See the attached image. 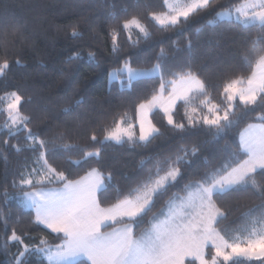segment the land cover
Returning a JSON list of instances; mask_svg holds the SVG:
<instances>
[{"label": "snow or ice", "instance_id": "obj_1", "mask_svg": "<svg viewBox=\"0 0 264 264\" xmlns=\"http://www.w3.org/2000/svg\"><path fill=\"white\" fill-rule=\"evenodd\" d=\"M163 4L167 10L157 11L137 2L125 6L122 15L109 12L102 29L87 19L83 20L84 28L75 21L62 29L72 45L66 63L86 58L99 67L106 51L111 57L107 69L110 79L126 75L129 87L133 81L147 85L132 102L135 123L124 126L120 118L109 129L105 121L79 112L81 100L75 105L66 102L62 120L50 115L37 120L25 111L31 101L26 92L13 89L0 95V115L5 118L0 125V152L5 153L6 161L9 151L30 153V162L26 158L11 182L0 184V246L6 252L16 246L11 264H29L32 256L46 258L48 264H264V183L257 179L264 177V83H257L258 73L247 78L238 74L213 84L190 62L182 67L166 66L164 41L148 68L139 67L131 54H124L126 48L139 46L141 34L144 42L152 38L150 23L161 33H186L188 26L202 17L223 19L233 12L239 23L232 27L247 42L249 36L264 34V0L219 4L217 0H163ZM20 31L14 26L12 35ZM133 34L137 39H132ZM6 35L0 33V79L11 75L13 65L24 66L21 52L9 46L11 42L3 38ZM171 39L175 46L176 36ZM185 40L190 48L191 37L186 34ZM258 43V39L253 40L248 50ZM241 55L247 63L243 48ZM262 65L264 57L258 58V71ZM149 76L158 79H140ZM259 78L264 80V75ZM217 93L218 101L213 98ZM118 111H111L113 119ZM249 113L255 122H248L239 132V140L225 160L195 177H186L184 168L190 165L189 157L198 154L199 146L189 149L183 142L173 151L156 154L155 169L146 173L138 170L134 186L122 187L114 197L107 195L105 187L111 176L106 178L98 165L88 164L102 159L108 142L124 144L125 137L133 146L137 141L153 142L163 134L153 122L157 114L183 141L201 131L214 139L227 138ZM108 114L106 110L100 116ZM137 124L138 136L133 131ZM74 138L87 143H64ZM70 147L79 149L78 160L68 156ZM58 153H64L65 158L59 159ZM185 179L184 195L172 193L157 211L156 200ZM249 187L260 201L257 207L262 214L254 218V224L261 227L246 229L243 238L229 235L223 225L232 212L220 202L219 195ZM13 200L32 211L13 219Z\"/></svg>", "mask_w": 264, "mask_h": 264}, {"label": "trees", "instance_id": "obj_2", "mask_svg": "<svg viewBox=\"0 0 264 264\" xmlns=\"http://www.w3.org/2000/svg\"><path fill=\"white\" fill-rule=\"evenodd\" d=\"M137 2L142 5L147 3L157 11L161 8L167 10L163 0H0V33H7L3 38L11 42L9 46L14 51L21 52L20 59L24 65L22 67L13 65L11 75L7 79H0V95L13 89L26 92L31 96V101L26 105L25 111L30 112L37 120L45 115H50L55 120H62L64 119L62 109L67 106L66 102L75 105L76 100H81L79 112L105 121L109 129L114 127L115 120L120 118L124 119V126L128 122L135 123L137 117L133 112L132 102L147 85L135 81L133 86L129 87L124 76H120L118 81L110 84L107 69L111 65V57L106 51L101 54L99 67L86 58L72 64L66 63L72 45L62 29L63 26L75 21H80L81 27L84 28V19L98 23L102 29L109 12L122 15L125 6ZM228 2L229 0H217L218 4ZM238 23L236 20L220 21L218 16H206L190 24L186 33H161L156 30L158 26L153 27L150 23L152 38L144 42L141 34L139 46L126 48L124 54H131L139 67L148 68L154 64L161 41H164L163 46L168 53L163 58L166 66L182 67L190 62L192 67L199 69L202 77L213 84H219L225 78L238 74L247 78L255 73L258 58L264 57V34L249 36L247 42L241 40L236 29L232 27ZM14 26H19L21 29L17 36L12 35ZM186 34L191 37L190 48L186 44ZM174 35L177 38L175 46L171 39ZM132 39H137L135 34ZM256 39L259 43L249 51V44ZM128 43L130 44L131 41ZM96 46L103 47L99 43ZM242 48L247 53V63L242 58ZM156 79L158 77L143 81ZM213 98L218 101V93ZM194 103L199 102L194 101ZM113 109L119 110L115 119L111 115ZM106 110L109 114L100 116V113ZM4 119V116L0 115V125H3ZM177 119H180L179 113ZM51 122L54 121H49ZM153 122L162 129L163 134L150 144L140 141L136 142L137 146L127 141L120 145L106 143L103 146L102 159L98 162H88L98 165L106 178L111 176L105 181L109 197L118 195L122 187L134 186V181L139 176L138 170L146 173L155 169L156 154L173 151L181 142L186 143L189 149L193 145L199 146L198 154L190 156V165L184 168L186 177L198 176L211 166L218 167L238 142L239 132L247 127L248 122L255 121L249 113L242 118L239 127L229 131L227 138L214 139L209 132L201 131L187 135L183 141L173 133L159 114L155 115ZM135 131L137 134L138 127ZM64 143L75 145L87 141L74 138ZM6 155L7 161L5 153L0 152V184L5 181L10 183L14 173L22 167L26 158H29L28 162H30V153L19 155L9 151ZM68 156L75 161L80 158L81 153L78 148L70 147ZM57 157L62 160L65 154L58 153ZM88 164L84 167H88ZM257 179L264 183V177L258 176ZM186 183L187 179L179 181L172 186L168 194L161 195L156 200V210L159 211L164 207L172 193L179 192L184 195L183 189ZM219 200L232 212L229 220L223 225L229 235L235 234L243 238L246 229L261 227L254 224V218L262 213L257 207L260 201L254 198L251 187L239 192L219 195ZM10 209L13 219L18 214L27 215L31 212L19 200L11 201ZM15 251L16 246H10L7 252L0 246V264H11V254ZM29 264H48V262L43 257L32 256L29 258Z\"/></svg>", "mask_w": 264, "mask_h": 264}, {"label": "rangeland", "instance_id": "obj_3", "mask_svg": "<svg viewBox=\"0 0 264 264\" xmlns=\"http://www.w3.org/2000/svg\"><path fill=\"white\" fill-rule=\"evenodd\" d=\"M169 2H170V3H176V2H178V0H169ZM179 2L183 3V2H185V0H179ZM189 2H190V0H189ZM219 20H220V21H232V20H236V19H235V13H233L230 17H225V18H223V19L219 18ZM261 76H262V75H261ZM124 77H125L126 80H127V76L124 75ZM259 77H260V74L257 75V83H263L264 81L260 80ZM119 78H120V75H117V76H115V77H112L111 79L109 78V83L112 84V83L118 81ZM150 78H156V77H155V76H149V77H142V78H140V79L143 80V79H150ZM258 79H259V81H258ZM133 82H135V81H133ZM137 127H138V124H137ZM133 131L136 132L135 129H133ZM136 135L138 136V135H139V132H138ZM154 135H155V134H154ZM151 139H152V138H150V140H151ZM125 141H127L126 137H125ZM140 142H143V141H140ZM108 143H114V144H116L115 142H108ZM143 143H145V142H143ZM117 145H118V144H117ZM258 229H259V228H258ZM258 229H256V230H258Z\"/></svg>", "mask_w": 264, "mask_h": 264}, {"label": "crops", "instance_id": "obj_4", "mask_svg": "<svg viewBox=\"0 0 264 264\" xmlns=\"http://www.w3.org/2000/svg\"><path fill=\"white\" fill-rule=\"evenodd\" d=\"M255 73H258V74H260V76L261 75H264V65H262L260 68H259V71H258V69L256 68V70H255ZM260 79V78H259ZM259 79H258V81H259ZM262 81H264V80H262ZM264 83V82H263ZM28 210H31V209H28ZM32 211V210H31ZM46 259V258H45ZM46 261H47V259H46Z\"/></svg>", "mask_w": 264, "mask_h": 264}]
</instances>
